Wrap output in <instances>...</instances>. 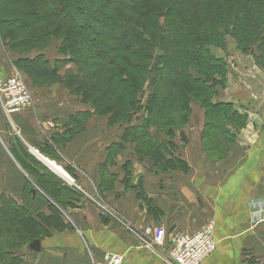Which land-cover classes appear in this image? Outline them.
Returning <instances> with one entry per match:
<instances>
[{
	"label": "trees",
	"instance_id": "obj_1",
	"mask_svg": "<svg viewBox=\"0 0 264 264\" xmlns=\"http://www.w3.org/2000/svg\"><path fill=\"white\" fill-rule=\"evenodd\" d=\"M263 33L264 0H0V40L14 67L37 85L59 79L93 110L72 116L64 139L99 113L110 125L126 124L123 137L156 168L173 171L174 137L185 141L192 105L204 109L202 142L212 154L227 152L243 123L229 103L212 100L227 66L211 46L231 35L242 53L259 48L253 55L264 65ZM51 38L59 40L58 59L43 51ZM66 63L76 70L59 75ZM139 112L142 122L132 123ZM42 145L36 149L50 157L51 144ZM7 149L33 182L26 179L20 202L0 195V264H25L27 245L70 228L61 209L82 195L17 136Z\"/></svg>",
	"mask_w": 264,
	"mask_h": 264
},
{
	"label": "crops",
	"instance_id": "obj_2",
	"mask_svg": "<svg viewBox=\"0 0 264 264\" xmlns=\"http://www.w3.org/2000/svg\"><path fill=\"white\" fill-rule=\"evenodd\" d=\"M5 50L0 41V75L23 77L13 65L14 55ZM212 52L224 58L221 49ZM237 52H227L225 86L212 98L243 116L233 130L234 143L222 155L205 150L204 109L196 106V116L181 128L185 141L174 137L173 154L180 161L174 171L156 168L149 155L137 153L136 142L123 137V125H110L107 116L90 115L64 139L72 116L93 111L64 84L31 85L32 106L10 116L0 109V192L21 201L27 175L7 149L15 135L28 149L48 141L52 159L45 158L60 166L82 195L62 211L70 228L42 239L39 251L27 247L25 264H98L106 252L121 254L122 264H167L140 248L93 200L141 229L189 232L213 220L216 247L200 264H264V65L252 54Z\"/></svg>",
	"mask_w": 264,
	"mask_h": 264
},
{
	"label": "built area",
	"instance_id": "obj_3",
	"mask_svg": "<svg viewBox=\"0 0 264 264\" xmlns=\"http://www.w3.org/2000/svg\"><path fill=\"white\" fill-rule=\"evenodd\" d=\"M32 104V93L20 75L13 74L3 77L0 75V109L6 116L17 113L23 108L32 106ZM29 150L39 158L43 157L36 148H29ZM45 164L47 165V163ZM64 177L69 183H73L71 177ZM93 201L105 212L110 213L111 217L124 230L136 238L140 248L155 254L167 264H200L215 250L213 220H208L198 229L189 232H167L161 226L154 229H141L109 212L103 205L99 204L98 200ZM122 262L123 256L121 254L106 252L98 264H122Z\"/></svg>",
	"mask_w": 264,
	"mask_h": 264
},
{
	"label": "rangeland",
	"instance_id": "obj_4",
	"mask_svg": "<svg viewBox=\"0 0 264 264\" xmlns=\"http://www.w3.org/2000/svg\"><path fill=\"white\" fill-rule=\"evenodd\" d=\"M263 35H264V33H263ZM1 42H2V40H0ZM236 41H235V38L233 37V36H231V35H227L226 37H225V45L224 46H217V47H212L211 46V52H212V50L214 49V48H218V49H221L223 52H224V58H222V60H224L225 62H226V66H227V63H228V65L230 64V57H228V54H233L234 52H235V48H236ZM58 46H59V40L58 39H55V38H51L50 39V41H49V43H48V46L46 47V48H44V50L43 51H45L44 53H45V55H47V57L48 58H51L52 60L55 58V56H56V54L58 53L57 51H58ZM7 46H5V48H6ZM9 49L8 48H6V50L5 51H8ZM236 50L238 51L237 53H242L241 51H239L237 48H236ZM258 50H259V48H256L254 51H253V54L255 55V54H259L258 53ZM10 52V54H11V51H8V53ZM227 52H228V54H227ZM214 53H215V51H214ZM216 54V53H215ZM225 54H226V56H225ZM249 54H252V51H251V53H249ZM252 54V55H253ZM253 55V56H254ZM217 57H220V56H218V55H216ZM59 57V56H58ZM221 58V57H220ZM255 58V57H254ZM226 69L228 70V67H226ZM68 70L70 71H75L76 70V65H74L73 63H66L65 65H63L62 67H60L59 68V70H58V73H59V75H63V74H65L66 72H68ZM23 80H24V82H25V84L27 85V87L29 88V90L31 91V93H32V97H34V92H33V90L31 89V85H34L35 87H54V86H60V85H62L63 83L62 82H60L59 81V79L57 80V78L54 80V81H48V82H42L43 84L42 85H37L36 84V82H34L30 77H28V76H26V75H23ZM31 86V87H30ZM39 92H41V91H39ZM96 95V94H95ZM34 99V98H33ZM81 101V100H80ZM82 102V101H81ZM84 103V102H83ZM86 104V103H85ZM193 106V107H192ZM191 106V108H192V110H191V115L192 116H194L195 115V113H196V106H199V105H192ZM200 108V107H199ZM192 111H194V112H192ZM193 113V114H192ZM141 114H143L144 115V113L143 112H139V113H137L133 118H132V123H140V122H142L141 121V119H140V115ZM95 115H97V116H105V115H102V114H95ZM190 115V116H191ZM196 116V115H195ZM223 116V115H222ZM226 117V116H225ZM190 119V118H189ZM191 119H192V117H191ZM190 122H194V121H190ZM186 124H188V122L186 123ZM123 125V127L125 128V126H127V125H125V124H123V123H120V125H119V127H118V129H120L121 128V126ZM204 127V126H203ZM150 129L151 130H155L156 129V127H150ZM178 133L179 132H177V136H179L178 135ZM225 146H227V144L225 145ZM35 155V154H34ZM35 157L37 158V159H39L40 160V158L37 156V155H35ZM45 157V156H44ZM52 159V158H51ZM22 169L24 170V168L22 167ZM25 171V170H24ZM26 172V174H23V175H27L25 178H24V183L26 182V179L29 181V183L30 182H33V180L30 178L31 176H32V173H28L27 171H25ZM28 174H30V175H28ZM65 178V177H64ZM64 178H62L66 183H68L69 185H71V183H69L66 179H64ZM20 189V188H19ZM18 189V190H19ZM4 191V190H3ZM1 194H3V193H1L0 192V195ZM19 194H21V197H22V190H19ZM96 199H97V197H96ZM99 204L100 205H103V203L101 202V201H99ZM62 211H63V209H61ZM61 211V212H62ZM94 264V263H93ZM97 264V263H96Z\"/></svg>",
	"mask_w": 264,
	"mask_h": 264
},
{
	"label": "bare ground",
	"instance_id": "obj_5",
	"mask_svg": "<svg viewBox=\"0 0 264 264\" xmlns=\"http://www.w3.org/2000/svg\"><path fill=\"white\" fill-rule=\"evenodd\" d=\"M42 157V156H41ZM42 159L49 165V166H51L54 170H56L58 173H60V172H62V175H64V176H68L67 174H66V172H64L63 171V169L60 167V166H58L54 161H52V160H50V159H48L47 160V158H43L42 157Z\"/></svg>",
	"mask_w": 264,
	"mask_h": 264
},
{
	"label": "water",
	"instance_id": "obj_6",
	"mask_svg": "<svg viewBox=\"0 0 264 264\" xmlns=\"http://www.w3.org/2000/svg\"><path fill=\"white\" fill-rule=\"evenodd\" d=\"M42 161H44L42 158H40ZM44 163H46L44 161ZM48 165V164H47ZM50 167V166H49ZM31 250L34 251H39L40 250V241L39 240H34L32 241L29 245H27Z\"/></svg>",
	"mask_w": 264,
	"mask_h": 264
}]
</instances>
